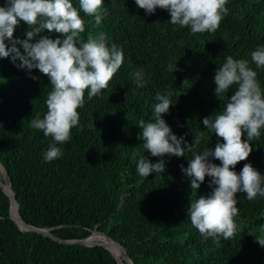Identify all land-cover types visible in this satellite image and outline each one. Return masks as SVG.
Segmentation results:
<instances>
[{
  "label": "trees",
  "instance_id": "obj_1",
  "mask_svg": "<svg viewBox=\"0 0 264 264\" xmlns=\"http://www.w3.org/2000/svg\"><path fill=\"white\" fill-rule=\"evenodd\" d=\"M6 2L0 0V6ZM72 2L79 9L78 0ZM104 4L107 15L99 26L81 11V39L103 32L109 47L114 43L122 49L123 64L97 96L89 100L85 91L80 124L69 141L60 144L31 126L37 114L43 118L47 111L48 77L0 57V161L13 182L22 218L62 239L103 231L125 247L134 264H264V246L255 239L264 236V197L248 200L246 193H237V232L230 240L220 237L218 247L215 238L204 237L191 224L187 213L191 200L212 192L207 176L198 190L190 188L191 178L181 165L188 166L192 153L165 155V171L147 178L136 168L142 156L152 163L161 159L144 149L138 127L141 119L154 120L157 92H172L173 105L163 118L173 133L191 143L203 131V150L218 142L204 128V117L222 110L235 90L230 88L222 102L214 92L215 72L227 56L249 60L264 90V68H256L250 55L264 47V0H228L218 30L197 34L171 24L165 9L147 14L135 0ZM27 30L21 21L14 37L26 39ZM40 35L61 36L47 30ZM169 64L177 70L169 71ZM141 69L146 83L139 88L134 74ZM251 143L249 157L234 170L239 173L251 163L264 175V129ZM53 145L61 155L45 161ZM0 173V264H118L102 245L64 243L21 230L11 217L12 201L1 184L7 181Z\"/></svg>",
  "mask_w": 264,
  "mask_h": 264
},
{
  "label": "clouds",
  "instance_id": "obj_2",
  "mask_svg": "<svg viewBox=\"0 0 264 264\" xmlns=\"http://www.w3.org/2000/svg\"><path fill=\"white\" fill-rule=\"evenodd\" d=\"M227 2L135 0L147 14H154L157 8L167 10L171 24L189 28L192 34L217 31L228 12ZM78 3L79 9L74 7L72 0H7L5 6H0V57H11L13 63L19 61L18 68L29 72L38 69L48 77L51 91L46 98L47 111L43 118L37 114L31 126L60 144L69 141L71 130L80 124L78 109L84 106L85 91L91 100L106 89L124 60L122 49L114 43L109 47L103 32L96 36L89 33L86 41L81 39L85 32L81 11L94 18L95 25L99 26L107 15L104 0H78ZM21 21L28 26L27 38L23 40L14 37ZM45 30L59 33L63 39L41 36ZM250 55L256 68H264V47H257ZM168 70L176 71V64H169ZM134 75L137 87H144L143 69ZM214 83L215 95L221 102L230 88L235 89L232 95H227L222 110L203 119L204 128L217 137L214 149L207 146L199 150L205 136L203 131L195 135L191 143L174 134L163 118L173 105L172 92H157L152 113L154 120L141 119L138 127L144 149L161 159L152 163L142 156L136 168L140 176L147 178L152 173L165 171V155L184 157L186 151L192 153L188 166L181 165L182 171L191 178L190 188L198 190L207 176L211 178L212 192L191 200L187 213L191 224L204 237L215 238L219 247L220 237L230 240L237 232V193H246L248 200L264 197V175L251 163L244 164L239 173L234 170L239 162L247 160L253 150L251 142L258 140L264 129V90L249 60L232 56H227L217 68ZM245 133L247 139L243 138ZM60 155L61 150L53 145L45 153L44 160L50 162ZM213 160H219L220 164ZM255 239L264 246V236Z\"/></svg>",
  "mask_w": 264,
  "mask_h": 264
},
{
  "label": "water",
  "instance_id": "obj_3",
  "mask_svg": "<svg viewBox=\"0 0 264 264\" xmlns=\"http://www.w3.org/2000/svg\"><path fill=\"white\" fill-rule=\"evenodd\" d=\"M0 164L3 166V164L1 163V161H0ZM3 167H4V166H3ZM4 169H5V167H4ZM5 179H6V180L8 181V183H9V184H8V185H9V189L6 187V184H5V183L1 182V184H2V186H3L4 190H5V192L10 196L11 201L15 200V201L17 202L18 207H19V216H20V220H21V221H19V219H17L16 217H14V216L12 215V212H11V217L15 220V222L18 224V226H19V228H20L21 230H23V231H36V232H39V233H41V234H43V235L50 236V237H52V238H54V239H56V240L62 241V242H64V243H80V244H85V245H89V246L102 245V246L106 247L107 249H109V250L111 251V249L107 246L106 243L101 242V241H99V242H95V241L90 240L91 236L94 234L95 231H98V232H100V233H102V234L108 236V235L105 234L103 231H100V230L94 229V230L92 231V233H91L89 236H87V237H85V238H82V239H62V238H59V237H57L56 235H54V234L50 231V229H48V228H39V227L33 226V225H31V224L25 222L24 219L22 218V215H21V205H20V203H19V201H18V199H17V197H16V195H15V192H14L13 182H12V180H11V178H10V176H9V173L7 172L6 169H5ZM22 225L26 226V228L23 229ZM108 237H110V236H108ZM110 238H111V237H110ZM111 239H112V238H111ZM112 240H113V239H112ZM114 241H115V240H114ZM115 242H116V241H115ZM117 243H118V242H117ZM118 244L122 247V250H123V256H124V262H125L126 264H130V263L134 264V262L132 261L130 255H129L128 252L126 251L125 247H124L121 243H118ZM111 253H112L113 256L116 258L118 264H120L118 258L114 255V253H113L112 251H111Z\"/></svg>",
  "mask_w": 264,
  "mask_h": 264
},
{
  "label": "bare ground",
  "instance_id": "obj_4",
  "mask_svg": "<svg viewBox=\"0 0 264 264\" xmlns=\"http://www.w3.org/2000/svg\"><path fill=\"white\" fill-rule=\"evenodd\" d=\"M0 170H1L2 173L5 172V169H4V167L1 164H0ZM6 187L9 189V185L6 184ZM14 202H16V201L14 200ZM16 205H17V209L15 208L14 203L12 201L13 212H12V208H11V212H12V215L14 217H16L17 219H19V221H21L20 220V216H19V207H18L17 202H16ZM22 227H23V229L26 228V226H24V225H22ZM94 233H97L96 238H94L93 235H92L90 240H100V241L106 243L107 246L114 253V255L118 258L119 262L121 264H126L124 262V256H123L122 247L117 242H115L110 237H108V236H106V235H104V234H102V233H100L98 231H95ZM130 264H132V263H130Z\"/></svg>",
  "mask_w": 264,
  "mask_h": 264
},
{
  "label": "rangeland",
  "instance_id": "obj_5",
  "mask_svg": "<svg viewBox=\"0 0 264 264\" xmlns=\"http://www.w3.org/2000/svg\"><path fill=\"white\" fill-rule=\"evenodd\" d=\"M0 174H1V173H0ZM2 174H4V175H5V172H4V173H2ZM6 181H7V180H6ZM5 184H7V185H8V184H9V183H8V181H7ZM96 235H97V233H94V234H93V237H94V238H96ZM92 241L99 242L100 240H92ZM101 242H102V241H101ZM120 264H121V263H120Z\"/></svg>",
  "mask_w": 264,
  "mask_h": 264
}]
</instances>
